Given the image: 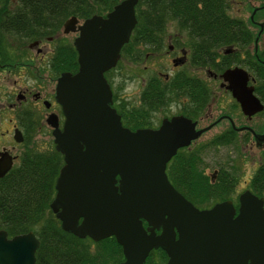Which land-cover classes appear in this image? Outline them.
<instances>
[{
	"label": "water",
	"instance_id": "95a60500",
	"mask_svg": "<svg viewBox=\"0 0 264 264\" xmlns=\"http://www.w3.org/2000/svg\"><path fill=\"white\" fill-rule=\"evenodd\" d=\"M136 2L118 0L104 15L93 13L76 25V16L70 15L62 22V32L78 31L73 39L77 68L62 71L55 81L61 127L54 113L47 117L63 161L49 207L61 228L78 237L97 241L112 235L123 256L115 264H143L155 247L167 253L166 264H264L263 196L245 188L237 211L230 199L199 209L166 176V161L201 131L194 129V121L176 115L156 128L132 130L111 105L104 71L116 63L128 39ZM222 76L245 113L262 108L246 83V70L234 66ZM11 157L0 151V176ZM37 245L32 230L8 236L0 228V264H36Z\"/></svg>",
	"mask_w": 264,
	"mask_h": 264
},
{
	"label": "flooded vegetation",
	"instance_id": "af4514ba",
	"mask_svg": "<svg viewBox=\"0 0 264 264\" xmlns=\"http://www.w3.org/2000/svg\"><path fill=\"white\" fill-rule=\"evenodd\" d=\"M233 3H237L238 6L231 9ZM223 4L221 9H212L211 23L167 21L162 24L163 29L157 32L154 38L146 42L137 41L131 44L128 54H121L120 47L116 63L104 71V76L111 89V105L120 115L122 125L132 130L137 127L156 128L162 119L176 115H182L194 121V129L201 131L191 138L188 144L177 147L175 153L166 161L164 168L166 176L172 184L171 176L176 173L181 174L179 177L175 175V181H179L177 182L178 187L182 190L188 189V193L178 191L199 209L209 208L215 202L230 199L237 211L240 192L245 188L251 191L247 185L250 175L246 179L239 180V176H236L235 156L232 154L227 155L228 157L222 161H217V165L212 168V152L217 146L228 144L232 145L234 150H237V146L245 147L247 150L256 148L259 152V159L255 161L252 158L253 169L260 161V154L264 149V100L255 93L254 86L256 80L262 79H260V72L256 71L255 74L254 70L248 67L246 49L251 47L252 53L259 61L258 64H264L262 58L256 54V51L262 49L264 43V0H224ZM106 11L97 14L104 15ZM76 18L75 25L84 17L76 16ZM67 32L74 33L69 43L75 48L73 39L78 31L71 29ZM52 38L53 35L29 41L28 45L36 41L31 46L27 45L30 48L35 47L36 57L30 56L25 62L23 55L19 56L21 54L19 53L13 56L12 61L0 64V70L5 69L7 72L14 68H17L18 71L23 70L32 59H38L39 66H35V70L40 67L42 60L49 61L43 66L44 68L51 66L49 59L54 50L53 47L50 49L48 44ZM40 45L44 46L43 49L40 48ZM204 50L207 51L206 55L201 53ZM75 54L77 56L76 49ZM200 55L206 57V61H203ZM122 58L132 63L137 68L136 70L142 63L140 67L142 72L131 77L135 80L134 104L128 103L124 97L119 95V90L115 89L117 85L114 84L112 70ZM33 64L30 63V66L33 67ZM234 66L246 70L248 74L246 83L253 86V93L260 99L262 103L260 110L250 114L245 113L240 103L233 97L231 90L227 88L228 82L223 78L222 73L227 68ZM75 70L68 71L74 72ZM61 72L54 75V84L47 92V97L37 88H29L22 84H15L6 93L0 92V151H7L12 156L10 167L17 161L25 142H27V132L32 131L30 129L28 131L25 124L29 119L34 122L35 110L42 109L41 119H38L35 130L38 132L41 125L45 123L51 135L49 141L53 143V127L47 121V117L50 113H54L57 117V126L61 127L63 114L54 97L55 81ZM260 84L263 86V82ZM117 88L119 89V87ZM202 98L206 100H202ZM25 103H28L31 108H24ZM39 103L43 105V108ZM34 136L35 134L30 133L28 136L30 141L27 140L35 142ZM196 143L199 145L195 147ZM17 144H21L22 148L15 152ZM207 146L208 148H205ZM206 150L210 151L211 156L209 172L205 171L206 167L203 171L202 166L201 168L196 166L203 173L200 178L201 182L198 181L199 185L191 183L188 181L191 178L189 172L193 170L197 161L200 162V156ZM174 160L177 165H171ZM185 162H193V168L188 167L186 170L183 166ZM177 167L178 169L175 170ZM185 171H189L187 178L185 174H182ZM219 175L224 176L222 178L229 183L228 192L223 197L212 199V192L195 193L194 189L199 187H205L212 191V184L219 181ZM180 177L182 178L180 179ZM242 181L244 184L240 189ZM142 224L144 227L148 225L145 220H142ZM160 230V225L154 227L155 233H159ZM156 249H160L163 255L159 257L155 255L158 252H152L149 264H166L168 255L161 247L151 248L145 260L149 252Z\"/></svg>",
	"mask_w": 264,
	"mask_h": 264
},
{
	"label": "trees",
	"instance_id": "16d2710c",
	"mask_svg": "<svg viewBox=\"0 0 264 264\" xmlns=\"http://www.w3.org/2000/svg\"><path fill=\"white\" fill-rule=\"evenodd\" d=\"M117 1L0 0V64L14 59L13 54L7 50L6 44L10 39H15V43L19 44L52 36L59 31L63 20L68 16L83 18L92 13H101L110 9ZM223 1L137 0L134 6L136 21L129 39L121 46V54H128L129 46L134 42H146L154 38L156 33L163 29L162 24L167 21L211 23L212 9H221ZM206 49L209 51L208 46ZM53 50L50 65L55 74L64 70H75L76 54L71 43L61 40ZM251 50V47L246 49L248 67L253 69L255 74L256 71L261 74L262 80H256L254 89L264 100V64H258L259 61ZM201 53L206 55L207 51ZM256 54L264 61V43ZM200 56L206 61V57ZM260 82H263V86ZM25 125L29 131L34 127V122L29 119ZM30 133L31 131L27 132V139ZM27 139L17 161L0 177V228H3L8 236L32 230L38 238L34 251L36 264H115L121 260V247L112 235L93 241L90 237H77L61 228L59 220L49 207V202L54 194V181L62 164V154L54 148L53 143L37 147ZM171 165H177L176 160ZM183 166L187 170L193 166V162H185ZM177 169L178 167L175 168ZM188 172L182 174L187 178ZM189 173L191 178L188 181L199 185L200 173L196 169ZM175 175L181 176L178 173ZM175 175L171 176L174 187L182 193H188V189L182 190L178 187L179 181H175ZM222 177L224 176L219 175V181L212 184V191L199 187L194 189L195 193L212 192V199L223 197L228 192L229 183ZM247 185L252 192L264 197V149ZM152 252H158L155 255L159 257L163 255L160 249L151 250L144 264H149Z\"/></svg>",
	"mask_w": 264,
	"mask_h": 264
},
{
	"label": "rangeland",
	"instance_id": "374dc122",
	"mask_svg": "<svg viewBox=\"0 0 264 264\" xmlns=\"http://www.w3.org/2000/svg\"><path fill=\"white\" fill-rule=\"evenodd\" d=\"M235 6H238L237 3H233L231 6V9H234ZM73 32H67L64 33L60 29L57 31L54 35L51 41H49V48L51 49L54 46L59 43L61 40L69 42L72 39ZM15 39H10V41L7 42V50L9 53H12V56H16L19 54V56L24 57L25 62L28 61V57L33 56L36 57L35 53V47H28L33 45L34 43L28 45L29 41H25L24 43H15ZM28 45V46H27ZM44 46L40 45V48L43 49ZM13 60V59H12ZM50 60V59H49ZM30 63H34L31 67ZM49 63V61L42 60L41 65L38 69L35 70V68L38 65V59L34 60L32 59L28 64H26L25 68L23 70H17V68L12 69L10 72H7L5 69L0 70V92L3 91V93H6L8 90H11L15 84H22L26 87H34L37 88L41 93H44L45 97H47V92L53 87L54 80L53 77L55 75L54 70L51 66H47V68H44L45 64ZM119 63V64H118ZM116 64L114 69L112 70V74L114 76L113 81L114 84L119 87V89L116 87L115 89L119 90V95L124 97L125 100L130 103L134 104V89H135V80L131 78L132 76H137L139 73L142 72L140 67L142 66V63H140L138 66V70L135 66H133L132 63H130L128 60L122 58L120 61ZM148 64V62H147ZM154 64V63H153ZM36 66V67H35ZM13 80H15V83H13ZM40 107L43 105L39 103ZM24 108H31V106L28 103H25L23 105ZM43 108V107H42ZM8 114H10V111H8ZM42 115V109L39 111L35 110V117H34V127L32 128L31 133L35 134L34 140L35 145L37 147H44L48 143H50V131L48 127L44 124L41 125L40 130L37 132L35 130L36 125L38 124V119H41ZM43 120V119H42ZM199 145L198 143L195 144V147ZM232 145H226V146H217L215 148V151L212 152V168L215 167L217 164V161H222L225 157H228L227 155H234V164L236 166V176H239V180L244 178L246 179L254 170V164L251 162L252 158L256 160L259 159V152L256 148H252L251 150H247L245 147L237 146V150H234ZM22 148L21 144H17L15 147V152H18ZM205 148H208L205 147ZM238 152V153H237ZM203 156V157H202ZM202 156H200V162L197 161V163L194 165L193 169H196L200 175L202 176V170L197 168L196 166H201L204 168L206 167L207 172H209V165L211 161L210 151H207L205 153H202ZM243 181L240 183V186L242 189L243 187Z\"/></svg>",
	"mask_w": 264,
	"mask_h": 264
}]
</instances>
